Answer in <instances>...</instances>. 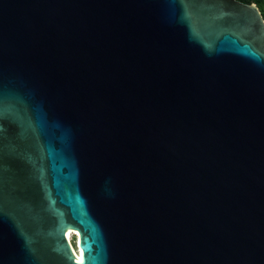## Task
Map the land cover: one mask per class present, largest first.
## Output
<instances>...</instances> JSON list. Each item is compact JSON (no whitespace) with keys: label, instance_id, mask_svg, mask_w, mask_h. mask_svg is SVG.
I'll use <instances>...</instances> for the list:
<instances>
[{"label":"water","instance_id":"obj_1","mask_svg":"<svg viewBox=\"0 0 264 264\" xmlns=\"http://www.w3.org/2000/svg\"><path fill=\"white\" fill-rule=\"evenodd\" d=\"M0 264H264L254 3L0 0Z\"/></svg>","mask_w":264,"mask_h":264},{"label":"trees","instance_id":"obj_2","mask_svg":"<svg viewBox=\"0 0 264 264\" xmlns=\"http://www.w3.org/2000/svg\"><path fill=\"white\" fill-rule=\"evenodd\" d=\"M238 1L246 4L254 3L259 8V11L261 12V15L264 19V0H238Z\"/></svg>","mask_w":264,"mask_h":264},{"label":"bare ground","instance_id":"obj_3","mask_svg":"<svg viewBox=\"0 0 264 264\" xmlns=\"http://www.w3.org/2000/svg\"><path fill=\"white\" fill-rule=\"evenodd\" d=\"M73 235H76V233L75 232H71V231H68L67 232V234H66V238H67V240L69 241V243L71 244V246H73V244H72V242H71V236H73ZM77 242V241H76ZM75 246H76V244H75ZM73 248H74V246H73ZM75 249V248H74ZM76 250V249H75Z\"/></svg>","mask_w":264,"mask_h":264},{"label":"rangeland","instance_id":"obj_4","mask_svg":"<svg viewBox=\"0 0 264 264\" xmlns=\"http://www.w3.org/2000/svg\"><path fill=\"white\" fill-rule=\"evenodd\" d=\"M76 239L77 238L75 235L71 236V242H72L73 246H75V244H76V241H77Z\"/></svg>","mask_w":264,"mask_h":264}]
</instances>
